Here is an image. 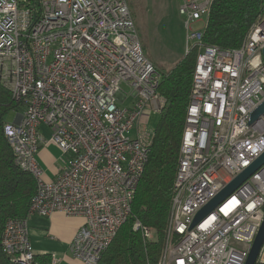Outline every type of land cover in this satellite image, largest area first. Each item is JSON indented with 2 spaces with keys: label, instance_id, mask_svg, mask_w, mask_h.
I'll return each instance as SVG.
<instances>
[{
  "label": "built area",
  "instance_id": "1",
  "mask_svg": "<svg viewBox=\"0 0 264 264\" xmlns=\"http://www.w3.org/2000/svg\"><path fill=\"white\" fill-rule=\"evenodd\" d=\"M215 0H180L193 76L166 242L157 264H245L264 219V165L195 226L197 214L264 154V11L240 49L203 44ZM0 0V84L21 106L4 126L17 167L37 182L30 216L62 213L83 225L70 252L98 264L132 213L166 102L128 0ZM201 24V25H200ZM200 25V26H197ZM50 141L64 166L45 181L37 157ZM133 230L151 239L136 221ZM14 264H43L27 219L7 221ZM48 264H60L52 257ZM257 264H264V245Z\"/></svg>",
  "mask_w": 264,
  "mask_h": 264
},
{
  "label": "trees",
  "instance_id": "2",
  "mask_svg": "<svg viewBox=\"0 0 264 264\" xmlns=\"http://www.w3.org/2000/svg\"><path fill=\"white\" fill-rule=\"evenodd\" d=\"M27 1L26 5L39 14L38 0ZM263 11L264 0H215L203 33V44L225 50L240 49ZM198 54V49H193L171 72L161 73L159 93L166 104L154 129L132 213L98 264H157L159 261L166 242ZM20 111L21 106L0 84V264H14L2 249L7 221L28 218L31 201L37 192L35 178L17 167L12 148L4 136V126L8 123L6 117L11 112ZM136 221L152 230L151 239H145L133 230ZM38 259L43 264L51 261Z\"/></svg>",
  "mask_w": 264,
  "mask_h": 264
},
{
  "label": "rangeland",
  "instance_id": "3",
  "mask_svg": "<svg viewBox=\"0 0 264 264\" xmlns=\"http://www.w3.org/2000/svg\"><path fill=\"white\" fill-rule=\"evenodd\" d=\"M179 1L128 0L146 56L162 74L171 72L186 55ZM16 116L11 112L6 121L12 123ZM160 117L152 114L147 126L154 130Z\"/></svg>",
  "mask_w": 264,
  "mask_h": 264
},
{
  "label": "crops",
  "instance_id": "4",
  "mask_svg": "<svg viewBox=\"0 0 264 264\" xmlns=\"http://www.w3.org/2000/svg\"><path fill=\"white\" fill-rule=\"evenodd\" d=\"M47 138L37 157L44 172V180H53L64 166L67 155H63L58 147L50 141V131L42 128ZM28 228L32 247L40 258L45 260L59 259L60 264H84L73 258L70 252L71 243L84 223L80 217H67L62 213H55L51 217L41 218L28 216Z\"/></svg>",
  "mask_w": 264,
  "mask_h": 264
},
{
  "label": "water",
  "instance_id": "5",
  "mask_svg": "<svg viewBox=\"0 0 264 264\" xmlns=\"http://www.w3.org/2000/svg\"><path fill=\"white\" fill-rule=\"evenodd\" d=\"M264 56V50H263ZM264 115V102L251 115V123L257 121ZM264 165V154L256 160L248 169L240 174L234 181L226 187L215 199H213L205 208H203L196 216L193 226L201 222L206 216L211 214L216 207L235 190L242 186L248 179H250L262 166ZM264 245V219L259 228L258 234L250 249L249 255L245 264H257L260 252Z\"/></svg>",
  "mask_w": 264,
  "mask_h": 264
},
{
  "label": "bare ground",
  "instance_id": "6",
  "mask_svg": "<svg viewBox=\"0 0 264 264\" xmlns=\"http://www.w3.org/2000/svg\"><path fill=\"white\" fill-rule=\"evenodd\" d=\"M28 2V1H27Z\"/></svg>",
  "mask_w": 264,
  "mask_h": 264
}]
</instances>
